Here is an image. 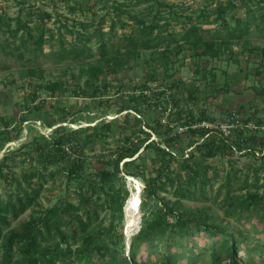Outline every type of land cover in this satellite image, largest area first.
<instances>
[{
  "label": "trees",
  "instance_id": "1",
  "mask_svg": "<svg viewBox=\"0 0 264 264\" xmlns=\"http://www.w3.org/2000/svg\"><path fill=\"white\" fill-rule=\"evenodd\" d=\"M239 1L242 2L240 5L233 0L219 2L210 11L203 9L199 21L187 25L181 22L180 39L195 49V58L201 59V64L196 63V72L206 70L211 59L219 58L222 41L224 43L248 35L252 22L255 29L264 30V8L258 9V16L251 14L252 10L247 7L240 14L238 8L246 1ZM125 5L112 6L111 32L116 23H120L121 27H130L120 19V15L126 13L121 9ZM168 5L171 7V4ZM148 10L150 14L153 6ZM154 12L156 15L159 10ZM35 13L38 16L35 29L30 26L33 19L16 17L15 27L10 28V20L0 15V33L7 37L4 42L0 41V49L7 48L9 52L21 47L26 49L27 42H30L34 46L33 51L40 53L43 45L54 39L53 33L45 28L46 20L51 18L50 13L42 9ZM126 17L133 25L128 32H121L115 41L111 40L110 46H116V52L124 48L128 54L137 55L141 49H158L163 44L166 58L172 42H175L178 51L182 49L173 30L165 28L170 26L167 20L161 26L160 19L154 15L146 20L143 14L133 11L127 12ZM211 24L215 26H209ZM63 27L71 34V42L65 45V35L57 30L55 39L58 47L52 54L60 59L84 55L90 37L85 34L88 28L86 20H76L71 29L67 22ZM108 45L109 42L99 40L98 50L102 55L107 54ZM21 56L19 53L18 57ZM103 72V68L90 67V75L96 80ZM29 73H32L31 70ZM202 76L205 77L204 74ZM162 85L152 91L150 97H155V101L151 102L146 94L149 88L145 82L136 84L128 100L120 103L115 110L117 114L126 111L121 119L115 117L108 120L103 118L105 112H102L100 120L94 124L74 129L59 125L49 135L29 134L18 146L3 153L0 158V182L5 183V188L3 196L0 195V264H179L183 258L182 252L187 253L184 256L187 264L194 263L197 257L205 253L212 263L243 264L240 246L247 240L244 231L238 226L228 230L209 222V215L195 212L180 201L191 200L198 191L206 197L204 187L211 185L214 179L209 174L211 168L206 163L207 159L235 152L247 155L251 162H259L252 169V179L249 174L239 177V168L230 165L218 192L226 188L227 196L222 202L226 215L241 220L252 208H258L261 212L251 221L254 227H263L264 119L256 117L255 109L245 118L238 116L239 123L231 129L229 136L224 137L219 126L221 123L216 127L201 125L202 122L211 124L215 121L206 108L196 112L194 108L180 106L179 100L170 91L173 82ZM61 86L60 82L50 81L39 84L38 88L53 94ZM96 90L89 93L80 87L76 93L81 97L95 98ZM35 93L31 100L34 109L38 108L37 104L34 105ZM187 98L193 99V93L189 92ZM157 108L169 112L173 126L167 121L162 130L161 116L164 114L151 119V112ZM27 109H30V105H27ZM237 115L238 112L232 111L227 114L228 117L233 116L234 120ZM60 119V122H66V115L62 113ZM25 121L28 118L23 115L20 124ZM248 122H252L254 127L250 129ZM20 124L17 128H10L8 122L0 126V150L5 142L11 141V129L17 130L16 138L19 139ZM54 124L55 121H49L46 126ZM115 131L121 144L107 154H100V168L87 171L85 150L93 151L96 145L113 137ZM179 131H183L184 138ZM152 133L158 136L157 140L151 138ZM185 138L187 141L183 144ZM146 159L151 161V166H147ZM28 161V169L17 173L15 166ZM58 169L76 188L75 202L62 200L37 209L17 228L2 234L11 222L36 204L44 183L53 179ZM215 171L212 170L213 174L217 173ZM126 177H139L143 181L139 205L141 226L132 235L127 255L122 233V208L129 197L124 184ZM232 184H235L234 188ZM250 189L253 192H249ZM260 189H263L262 193ZM165 192H171L173 200L161 196ZM98 208L107 214V223L99 222L95 226L93 224L99 217ZM200 233L207 234L209 241L197 248L192 237ZM195 247L200 251L194 252Z\"/></svg>",
  "mask_w": 264,
  "mask_h": 264
},
{
  "label": "rangeland",
  "instance_id": "2",
  "mask_svg": "<svg viewBox=\"0 0 264 264\" xmlns=\"http://www.w3.org/2000/svg\"><path fill=\"white\" fill-rule=\"evenodd\" d=\"M226 1L0 0V15L10 20V28L15 27L14 19L20 17L22 19H33L30 22V26L35 29V24L38 23V16H36L35 12L38 9H42L50 13L51 18L46 20L45 28L54 35L53 40L43 45L40 53L33 51L32 48L34 46L30 42H27L26 49L21 47L20 50L12 49L11 52L7 48L5 50L0 49V126L4 122H8L10 128H17L23 115L28 118V121L20 124L19 139L16 138L17 130H10L9 138L11 141L5 142L1 147L0 158L6 150L18 146L29 134L49 135L59 125L70 129L91 125L100 120L102 112H105L103 118L108 120L115 117L121 119L126 111L117 114L115 111L117 106L128 100L136 84L143 82L149 88L146 91L149 97L155 88H159L162 84V86H165V84L173 82V87L170 91L175 94L180 106L194 108L196 112L200 108H206L209 116L215 118V121L211 123L212 126L226 122L225 119L226 117L228 118L227 114L229 111L238 112L237 117L242 116V118H245L249 112L252 113L255 109L257 110L256 117L264 119V30L255 29V23L252 22L249 25L251 30L245 37L224 43L222 41L219 58L211 59L207 69L201 73L195 71L196 66L201 64V59H197L193 55L195 49L191 48L185 40L180 39L181 22L186 23V25L195 23L200 20V12L203 9L210 11L215 8L217 3ZM233 1L239 5L242 3L239 0ZM244 1H246V6L242 5L238 8L240 14L247 7L252 10L251 14L258 16V9L264 8V0ZM123 3L127 5L121 9L126 13H122L120 19L122 23H127L130 27H121L120 23H116L114 30L111 32L109 24L111 17H113L112 6ZM168 4H171V7ZM152 6L153 10L148 14V8L151 9ZM170 8L176 13H171ZM157 9L159 12L155 15L154 10ZM132 11L140 12V15L143 14L146 20L154 15L156 19H160L159 23L160 25L162 24L161 26L167 20L170 26L165 28L173 30L182 49L178 51L175 47V42H172L169 46L170 52L167 53L166 58H164L163 44L158 49H141L137 55L128 54V51L123 50L124 48H121L120 52H116V46H110L111 40L115 41L121 32L130 30L129 28L132 27L133 23L127 19L126 14ZM211 16L213 18L214 15L212 14ZM250 19L252 18L250 17ZM76 20H86L88 23V28L85 31V34L90 36L85 45L87 51L82 56L60 59L52 54L57 51L58 47L55 38L58 31H61L65 35V45H68L71 42V34L65 31L63 24L67 22L71 29ZM209 26L213 27L215 24ZM2 28L5 29L4 26ZM97 28L100 29L95 32L94 30ZM4 39H7L6 35L3 36L0 33V41L4 42ZM100 39L109 42L106 55H102L98 50ZM19 53L22 55L21 57H18ZM94 66L104 69L100 78L98 76L99 80L94 79L90 75V67ZM30 70L32 73H29ZM103 77H105L104 80H102ZM50 81L60 82L62 84L61 89L52 94L49 91L38 88L39 84L44 85ZM80 87L86 89L89 93L97 88L96 97L88 98L77 95L76 92H78ZM189 92L193 93V99L187 98ZM34 93L37 95L34 105L37 104L38 106L35 109L31 107ZM150 98L151 102L155 101V97ZM27 105H30V109H27ZM62 113L66 115V122H60ZM168 113V111L163 112L160 108H157L153 109L150 116L152 119L157 115L164 114L161 116L163 130L167 121L171 122L172 126L174 124L168 117L170 116ZM72 120L73 123H70ZM49 121H55L56 124L47 127L46 123ZM142 128L146 129L143 126ZM181 133L182 138H184L183 131ZM114 134L113 137L108 138L104 143L96 145L93 151L85 150L87 171L90 172L100 168L102 166L100 154H107L109 150H113L114 147L121 144L118 132L115 131ZM140 136L143 137L142 134ZM151 138L157 140L158 136L152 133ZM184 140L183 144L186 143L187 139L185 138ZM256 154L259 155L258 153ZM145 162L147 166H151L149 159H146ZM250 162L251 160L247 155H240L236 152L224 157L217 156L207 159L206 163L211 168L209 174L214 176V179L211 185L204 187L206 197L201 196L198 191L191 200L183 199L180 203L195 212L206 213L210 216L209 222L218 224L228 230L238 226L247 235L246 243L240 246V252L244 260L243 264H260L261 260V264H264V226L254 227L251 221V218L261 211L258 208H252L248 214H244L241 220L229 217L224 212V204L222 203L227 196L226 188H221L220 192H218L219 186L224 182L225 172L229 171L230 165H233L234 168H239V177L249 174L251 180L253 177V174H251L252 169L258 166L259 162H251L252 165H250ZM29 163L30 161L15 166L16 172L20 173L28 169ZM212 170H216L215 172L217 173L213 174ZM260 178L262 177L260 176ZM136 179L139 182L141 192L143 181L139 177H126L125 179L124 184L129 196L132 194L134 187H136ZM233 186L235 184H232ZM4 188L5 183L0 182V195L2 196ZM75 189L73 184L68 183L62 170H56L55 177L44 183L36 204L28 208L17 220L11 222L9 228L3 230L2 234H6L10 229L17 228L20 223L26 221L37 209L48 207L62 200L75 202ZM248 191L253 192V189ZM262 191L263 189L259 190L260 193ZM233 193L231 192V194ZM236 194L237 191L234 195ZM161 196L173 200L171 192L161 193ZM100 201L99 199L98 204ZM126 201L122 208V233L124 236L125 255L129 252L132 235L141 226V211L139 207L136 211H127L125 208ZM98 211V221L93 224L95 226L99 222L107 223L105 211L100 208H98ZM130 222L131 225H129ZM93 225L89 228L90 231H92ZM192 240L195 242L196 247L199 248L204 246L209 241V238L207 234L200 233L194 234ZM183 243H186V241ZM196 247L194 252L200 251ZM186 254V252H182L183 258L179 260V264H187L184 259ZM192 264L223 263H212L208 254L205 253L197 257Z\"/></svg>",
  "mask_w": 264,
  "mask_h": 264
},
{
  "label": "built area",
  "instance_id": "3",
  "mask_svg": "<svg viewBox=\"0 0 264 264\" xmlns=\"http://www.w3.org/2000/svg\"><path fill=\"white\" fill-rule=\"evenodd\" d=\"M239 123V120H238V117L237 119L234 120L233 116H230L227 118L226 122H223L221 123L219 126H220V130L222 132V135L224 137H227L229 136L230 132H231V129L236 126L237 124ZM201 125H206V126H210V127H213L212 124H208V123H205V122H202ZM247 126L251 129L253 128V124L252 122H248ZM216 127V125H215ZM264 129V126L262 127Z\"/></svg>",
  "mask_w": 264,
  "mask_h": 264
},
{
  "label": "bare ground",
  "instance_id": "4",
  "mask_svg": "<svg viewBox=\"0 0 264 264\" xmlns=\"http://www.w3.org/2000/svg\"><path fill=\"white\" fill-rule=\"evenodd\" d=\"M136 187H134L132 194L129 196V198L126 201V210L127 211H136L138 210V205L140 203V186L137 179L135 180ZM131 225V222L130 224Z\"/></svg>",
  "mask_w": 264,
  "mask_h": 264
}]
</instances>
